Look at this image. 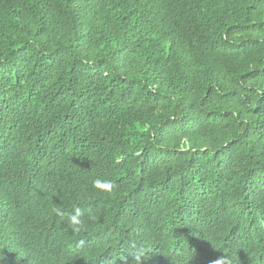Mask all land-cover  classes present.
<instances>
[{
  "label": "trees",
  "instance_id": "16d2710c",
  "mask_svg": "<svg viewBox=\"0 0 264 264\" xmlns=\"http://www.w3.org/2000/svg\"><path fill=\"white\" fill-rule=\"evenodd\" d=\"M136 250L264 264V0H0V264Z\"/></svg>",
  "mask_w": 264,
  "mask_h": 264
},
{
  "label": "clouds",
  "instance_id": "9594fccd",
  "mask_svg": "<svg viewBox=\"0 0 264 264\" xmlns=\"http://www.w3.org/2000/svg\"><path fill=\"white\" fill-rule=\"evenodd\" d=\"M138 154V153H137ZM94 187L100 192L112 193L116 187L113 181L105 179H95L93 182ZM50 211L56 216H63L64 210L60 207H52ZM93 217L89 215L88 219H85V213L80 207H76L70 215L67 217V223L73 233H80L86 230L87 224ZM80 245L84 244V241H79ZM134 257V264H143V260L147 256L144 250H136L130 253ZM214 264H232L231 258L225 254L221 258L217 259Z\"/></svg>",
  "mask_w": 264,
  "mask_h": 264
}]
</instances>
